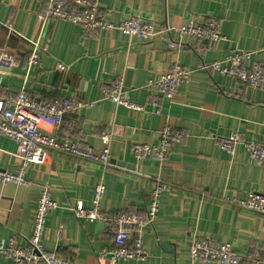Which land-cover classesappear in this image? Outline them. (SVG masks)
<instances>
[{
  "label": "crops",
  "instance_id": "crops-1",
  "mask_svg": "<svg viewBox=\"0 0 264 264\" xmlns=\"http://www.w3.org/2000/svg\"><path fill=\"white\" fill-rule=\"evenodd\" d=\"M41 0H0V50L17 56L9 75H0V96L25 89L37 101L79 99V115L67 116L61 129L42 124L46 135L64 141L80 139L97 152L101 135L112 133L111 167L49 151L45 165H33L29 187L0 182V246L18 236L26 247L33 232L40 189L50 186L57 209L48 218L45 243L74 264H219L193 261L192 241L231 243L241 254L264 247V216L240 206L250 192L264 195V167L251 165L242 145L234 156L222 151L217 137L241 133L246 141L264 140V88L245 87L202 67L224 61L232 51L251 52V62L264 63V0H102L105 20L119 25L125 15L140 14L157 27L181 26L189 16L209 15L221 21L226 38L191 42L180 53L168 49L162 35L143 42L121 31L84 36L81 26L66 21H40ZM175 36L173 35V38ZM39 45L40 65L27 71V57ZM191 71L173 99H158L150 81L173 63ZM248 63V64H249ZM122 80L127 97L143 106L132 111L104 99L103 89ZM154 100H158L157 103ZM169 125L187 133L167 162L137 161L132 147L156 143ZM18 145L0 135V170L15 173ZM99 183L106 187L102 211L144 213L157 183L165 186L154 230L146 235L148 257L127 263L101 260L111 242L103 224L83 221L73 209L92 207ZM0 264H11L0 253Z\"/></svg>",
  "mask_w": 264,
  "mask_h": 264
},
{
  "label": "built area",
  "instance_id": "built-area-1",
  "mask_svg": "<svg viewBox=\"0 0 264 264\" xmlns=\"http://www.w3.org/2000/svg\"><path fill=\"white\" fill-rule=\"evenodd\" d=\"M43 9L39 12L40 21H66L81 26L85 37H92L99 31L118 30L130 38L149 42L165 35L169 37L168 49L180 53L191 42L213 43L226 38L221 33V21L213 16H189L181 26L166 25L157 27L155 22L143 18L140 14L125 15L119 25L107 22L101 10L102 0H41ZM173 35L175 36L173 38ZM33 51L27 57V71L40 65L39 45L32 42ZM253 53L232 51L222 62L203 66L208 72H217L221 76L234 79L245 87L264 88V63L252 62ZM17 56L6 50H0V75H9ZM249 63V64H248ZM191 71L175 62L168 69L154 77L148 84L151 92L158 99H173L180 87L190 79ZM103 97L117 106L132 111H142L143 106L128 99L122 80L113 81L103 89ZM155 103L158 100H154ZM84 103L77 98L37 101L28 97L25 89L16 94L0 96V135L11 139L18 145L15 154L18 169L15 173L0 170V182L29 187L28 170L33 165H45L49 161V151H55L75 158L111 167L109 154L112 133L101 135L103 150L99 153L92 147L84 145L80 139L65 137L60 141L46 135L42 124H49L61 129L67 116L79 115ZM187 139V133L165 125L158 134L156 143H138L132 147V153L139 162L159 160L167 162L175 145ZM222 151L234 156L238 145H242L251 165L264 167V140L246 141L241 133L234 132L228 137H217ZM165 186L157 183L154 187L144 213L121 212L114 215L104 214L102 201L106 187L99 183L92 195V207L85 209L80 203L73 211L78 219L97 221L103 224L111 236L109 245L98 253L101 260L108 259L114 263L142 261L148 257L146 235L154 230L159 217ZM240 206L257 215L264 216V195L250 192ZM52 198L51 187L40 189L39 200L31 237L26 247H19L18 236H13L6 246H0V253L11 264H74L58 252H49L45 243V234L49 215L57 209ZM191 260L202 263L219 264H264V247L260 253L241 254L231 243H218L211 239L195 238L190 246Z\"/></svg>",
  "mask_w": 264,
  "mask_h": 264
}]
</instances>
